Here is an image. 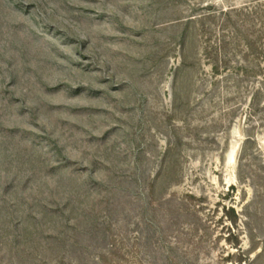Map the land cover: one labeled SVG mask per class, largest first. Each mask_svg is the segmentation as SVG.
Here are the masks:
<instances>
[{
	"label": "rangeland",
	"instance_id": "374dc122",
	"mask_svg": "<svg viewBox=\"0 0 264 264\" xmlns=\"http://www.w3.org/2000/svg\"><path fill=\"white\" fill-rule=\"evenodd\" d=\"M0 264H264V0H0Z\"/></svg>",
	"mask_w": 264,
	"mask_h": 264
},
{
	"label": "bare ground",
	"instance_id": "6f19581e",
	"mask_svg": "<svg viewBox=\"0 0 264 264\" xmlns=\"http://www.w3.org/2000/svg\"><path fill=\"white\" fill-rule=\"evenodd\" d=\"M232 156H233V155H231V157H230L231 159H232Z\"/></svg>",
	"mask_w": 264,
	"mask_h": 264
}]
</instances>
